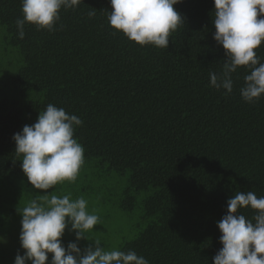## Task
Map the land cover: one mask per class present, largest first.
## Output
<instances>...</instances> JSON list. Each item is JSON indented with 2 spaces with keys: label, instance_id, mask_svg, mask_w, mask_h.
Instances as JSON below:
<instances>
[{
  "label": "trees",
  "instance_id": "16d2710c",
  "mask_svg": "<svg viewBox=\"0 0 264 264\" xmlns=\"http://www.w3.org/2000/svg\"><path fill=\"white\" fill-rule=\"evenodd\" d=\"M174 7L184 22L158 48L114 29L110 0L61 9L54 31L25 23L23 39L22 0H0V264L26 251L19 209L38 197L88 201L100 223L78 242L82 252L99 240L149 264H213L229 198L264 196V96L242 98L243 66L231 93L210 85L227 59L214 39V0ZM256 51L264 62V42ZM48 104L83 121L75 138L85 162L74 183L45 191L28 182L13 136ZM62 240H76L70 225Z\"/></svg>",
  "mask_w": 264,
  "mask_h": 264
},
{
  "label": "clouds",
  "instance_id": "9594fccd",
  "mask_svg": "<svg viewBox=\"0 0 264 264\" xmlns=\"http://www.w3.org/2000/svg\"><path fill=\"white\" fill-rule=\"evenodd\" d=\"M84 0H22L23 18L17 19L18 35L25 36V23L54 31L61 9H72ZM181 0H110L109 24L139 45L168 48L170 36L184 22L174 7ZM214 39L222 45L227 59L222 71L210 72V85L233 91L232 74L239 67L250 72L244 76L242 98L254 102L264 96V62L257 49L264 42V0H214ZM89 17L96 12L90 10ZM83 121L64 108L48 104L37 121L14 134L15 153L22 156L21 168L28 182L38 190H49L65 181L75 182L85 162L84 146L75 138ZM256 210L253 219L240 209ZM22 214L20 242L26 251L17 254L14 264H149L134 250H105L99 240L95 247L81 250L78 242L100 223L88 211V201L71 194L38 197L19 209ZM222 248L213 264H264V196L239 191L229 198L227 213L218 222ZM76 240L65 247L62 237L69 228Z\"/></svg>",
  "mask_w": 264,
  "mask_h": 264
}]
</instances>
